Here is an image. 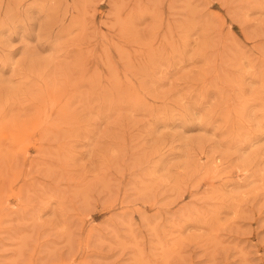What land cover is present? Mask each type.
I'll use <instances>...</instances> for the list:
<instances>
[{"label":"rangeland","instance_id":"rangeland-1","mask_svg":"<svg viewBox=\"0 0 264 264\" xmlns=\"http://www.w3.org/2000/svg\"><path fill=\"white\" fill-rule=\"evenodd\" d=\"M0 264H264V0H0Z\"/></svg>","mask_w":264,"mask_h":264}]
</instances>
